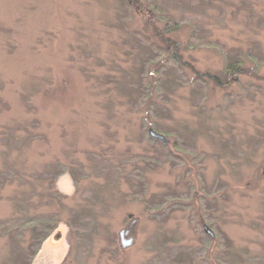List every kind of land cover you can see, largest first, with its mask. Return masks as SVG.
I'll use <instances>...</instances> for the list:
<instances>
[{
  "label": "rangeland",
  "instance_id": "rangeland-1",
  "mask_svg": "<svg viewBox=\"0 0 264 264\" xmlns=\"http://www.w3.org/2000/svg\"><path fill=\"white\" fill-rule=\"evenodd\" d=\"M21 209L57 223L34 256ZM30 257L264 264V0H0V264Z\"/></svg>",
  "mask_w": 264,
  "mask_h": 264
},
{
  "label": "trees",
  "instance_id": "trees-1",
  "mask_svg": "<svg viewBox=\"0 0 264 264\" xmlns=\"http://www.w3.org/2000/svg\"><path fill=\"white\" fill-rule=\"evenodd\" d=\"M4 179L6 181V178H4ZM20 213L23 214L22 217H20V218L19 217L10 218V219L6 220L5 224L4 223L2 224V226H3L2 227V233L3 234L4 233H8V232L11 233V232H13V229H15V230H17V231H15V235H16V234H18L21 231V229L26 228V226L28 224L33 223L34 225H33L32 229L38 233L36 238L33 239L36 242L34 244H32L33 246L31 245V247H32L31 254L34 256L36 250L39 249V246L41 245V243L52 232V230L56 227L57 223L56 224H52V223H49L47 220L43 221L42 219H39V221H42V222L39 223L38 219H34L36 217H30L28 215V212L26 211V209L25 210L21 209ZM73 224L70 225V226L73 227V229H74V225ZM11 234L13 235V233H11ZM31 257L28 259V261H23V264H31Z\"/></svg>",
  "mask_w": 264,
  "mask_h": 264
},
{
  "label": "water",
  "instance_id": "water-1",
  "mask_svg": "<svg viewBox=\"0 0 264 264\" xmlns=\"http://www.w3.org/2000/svg\"><path fill=\"white\" fill-rule=\"evenodd\" d=\"M149 135L152 138L157 139L159 141H163L165 143H168V141H169L168 139L165 138V136L163 134L154 131L152 128L149 129ZM126 234H128V230L123 229V230L120 231L121 238H124V236ZM122 243H123V247L122 248H125L126 246L130 245L129 242H127V241L126 242L122 241Z\"/></svg>",
  "mask_w": 264,
  "mask_h": 264
},
{
  "label": "flooded vegetation",
  "instance_id": "flooded-vegetation-1",
  "mask_svg": "<svg viewBox=\"0 0 264 264\" xmlns=\"http://www.w3.org/2000/svg\"><path fill=\"white\" fill-rule=\"evenodd\" d=\"M129 231H130V230H128V233H130Z\"/></svg>",
  "mask_w": 264,
  "mask_h": 264
}]
</instances>
